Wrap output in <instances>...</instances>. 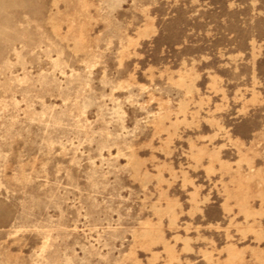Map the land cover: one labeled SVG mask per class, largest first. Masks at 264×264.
Instances as JSON below:
<instances>
[{"label":"rangeland","instance_id":"rangeland-1","mask_svg":"<svg viewBox=\"0 0 264 264\" xmlns=\"http://www.w3.org/2000/svg\"><path fill=\"white\" fill-rule=\"evenodd\" d=\"M0 264H264V0H0Z\"/></svg>","mask_w":264,"mask_h":264}]
</instances>
